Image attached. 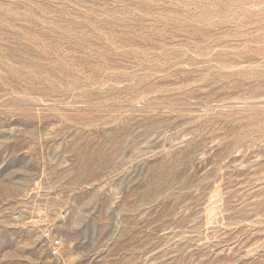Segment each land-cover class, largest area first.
<instances>
[{"label": "rangeland", "instance_id": "1", "mask_svg": "<svg viewBox=\"0 0 264 264\" xmlns=\"http://www.w3.org/2000/svg\"><path fill=\"white\" fill-rule=\"evenodd\" d=\"M0 264H264V0H0Z\"/></svg>", "mask_w": 264, "mask_h": 264}, {"label": "built area", "instance_id": "2", "mask_svg": "<svg viewBox=\"0 0 264 264\" xmlns=\"http://www.w3.org/2000/svg\"><path fill=\"white\" fill-rule=\"evenodd\" d=\"M45 237L48 238L49 249L51 254L56 255L59 253L60 248L62 246V240L58 236H51L48 231L44 233Z\"/></svg>", "mask_w": 264, "mask_h": 264}]
</instances>
